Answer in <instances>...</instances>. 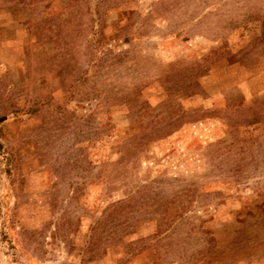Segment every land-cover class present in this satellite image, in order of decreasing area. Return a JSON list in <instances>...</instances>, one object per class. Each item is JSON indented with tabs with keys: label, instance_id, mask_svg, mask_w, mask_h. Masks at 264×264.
I'll return each mask as SVG.
<instances>
[{
	"label": "rangeland",
	"instance_id": "obj_1",
	"mask_svg": "<svg viewBox=\"0 0 264 264\" xmlns=\"http://www.w3.org/2000/svg\"><path fill=\"white\" fill-rule=\"evenodd\" d=\"M0 264H264V0H0Z\"/></svg>",
	"mask_w": 264,
	"mask_h": 264
}]
</instances>
